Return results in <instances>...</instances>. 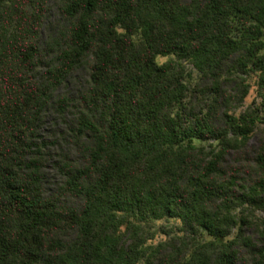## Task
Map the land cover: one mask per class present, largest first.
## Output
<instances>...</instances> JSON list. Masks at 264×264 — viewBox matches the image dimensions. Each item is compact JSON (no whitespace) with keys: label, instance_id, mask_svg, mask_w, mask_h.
Masks as SVG:
<instances>
[{"label":"trees","instance_id":"16d2710c","mask_svg":"<svg viewBox=\"0 0 264 264\" xmlns=\"http://www.w3.org/2000/svg\"><path fill=\"white\" fill-rule=\"evenodd\" d=\"M263 119L264 0H0V264H264Z\"/></svg>","mask_w":264,"mask_h":264},{"label":"rangeland","instance_id":"374dc122","mask_svg":"<svg viewBox=\"0 0 264 264\" xmlns=\"http://www.w3.org/2000/svg\"><path fill=\"white\" fill-rule=\"evenodd\" d=\"M169 58H171V56H160V55H158L156 57V62L157 63H164ZM193 75H194V73H193ZM249 81H250L251 86L249 88L247 95L244 98L242 108H244L248 105H252V106L258 105V103L260 101V97L258 96L257 91H256V86L253 83V78H250ZM47 122H48L47 127L52 129L53 124L50 123V119H47ZM263 126H264V119L260 123L259 127L261 128ZM256 139H257V135L254 134L253 137L250 139V144L254 145L256 143ZM194 143L197 145L198 144H202V145L206 144L205 141L201 142L198 140H194ZM258 214H262V212H258ZM180 227H181L180 222L177 219L169 218V219H153V220H150L148 225L146 226L147 235L149 237L147 243L155 244L158 241L166 238L170 233H175V232L180 233L181 232V231H179ZM233 234H234V230H233V233L229 237H232ZM201 237L203 239L209 238L205 233H202Z\"/></svg>","mask_w":264,"mask_h":264}]
</instances>
